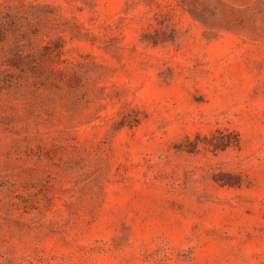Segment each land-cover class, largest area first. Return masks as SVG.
<instances>
[{"label":"rangeland","instance_id":"obj_1","mask_svg":"<svg viewBox=\"0 0 264 264\" xmlns=\"http://www.w3.org/2000/svg\"><path fill=\"white\" fill-rule=\"evenodd\" d=\"M0 264H264V0H0Z\"/></svg>","mask_w":264,"mask_h":264}]
</instances>
